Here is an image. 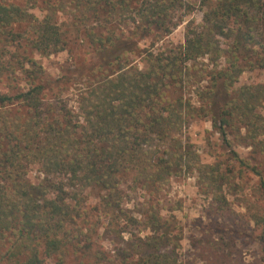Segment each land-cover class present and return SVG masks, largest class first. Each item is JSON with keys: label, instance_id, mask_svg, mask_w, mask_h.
Here are the masks:
<instances>
[{"label": "trees", "instance_id": "16d2710c", "mask_svg": "<svg viewBox=\"0 0 264 264\" xmlns=\"http://www.w3.org/2000/svg\"><path fill=\"white\" fill-rule=\"evenodd\" d=\"M41 1L39 18L0 0V264H195L182 258L176 217L154 204L173 177L190 172L219 221L235 214L227 188L258 179L259 203L245 200L252 225L245 238L264 253V84L235 91L245 71H264V0H72L99 26L88 29L93 60L61 78L34 58L68 44L60 8ZM198 5L202 23H186L184 44L156 49L179 26V13ZM126 16L129 29L121 25ZM201 59L209 64L199 69ZM76 76L85 81L77 109L63 97ZM205 80L195 97H170ZM206 119L228 165L202 162L188 141L190 126ZM235 141L251 148L249 159ZM89 191L98 193L95 206L86 204ZM134 192L151 198L140 212L126 207ZM232 232L216 241L194 236L193 255L229 264L241 235Z\"/></svg>", "mask_w": 264, "mask_h": 264}, {"label": "rangeland", "instance_id": "374dc122", "mask_svg": "<svg viewBox=\"0 0 264 264\" xmlns=\"http://www.w3.org/2000/svg\"><path fill=\"white\" fill-rule=\"evenodd\" d=\"M197 1L199 4L200 0H194V2ZM211 1L215 2L216 0ZM9 2L30 7L31 11L39 18H42L45 14L41 10L44 6L41 0H9ZM53 3L60 8L58 17L59 22L63 25L66 32L68 41L67 50L49 57H42L35 53L34 58L42 64L47 76L50 78H61L70 71L86 67L93 60L90 40L88 38V29L90 26L98 24L84 21L82 14L76 9L72 0H53ZM34 4H37L35 5L37 6L35 9L33 8ZM178 16L179 26L173 30L170 36L158 43L156 49L176 47L184 44L186 23L189 21H194L198 24L202 23L203 13L198 5L191 14L181 12ZM121 25L128 29L131 28L132 21L130 17H124ZM99 29L103 30L102 28ZM149 44V41L143 42L141 48H147ZM134 58L137 60L139 66H144L145 63L141 61L142 59L135 56ZM223 61H220L221 65H224ZM203 62L209 64L208 60H198L197 67L199 69L202 68ZM211 67L208 65L209 69ZM206 81H201L198 85L192 81L190 86L184 90H171L170 97L172 99L179 96L195 97V88L205 86ZM84 82V79L76 76L70 84L68 91L63 94V97L69 99L70 105L74 106L73 108L75 109H77L78 95L85 86ZM251 84H264L263 70L251 69L245 71L236 84L235 91L244 85ZM258 112L264 116V105L258 109ZM187 138L189 142L194 144L196 152H198L202 162L213 163L218 161L223 162L225 165L229 164L227 152L221 147L222 141L212 129L211 123L207 119L193 123L187 132ZM235 142L233 143V148L241 157L249 159L251 157V148H246L238 145L237 141ZM258 162L264 165L263 157L260 156ZM40 178L42 177H40L37 169H32L29 174V179L37 183ZM237 183L239 187L227 188L232 211L235 212L227 220L219 221L218 217L211 215V196L206 195L200 188L196 172L173 177L169 187L154 199V204L161 214L165 217L174 215L183 229L184 240L182 241L181 254L184 260H192L195 264H206L200 259L199 255L198 259L193 255L191 240L194 236L215 241L223 236L231 239L234 237L232 231L238 230L241 234L238 235L240 241L237 243L235 249H229L232 256L229 264H264L263 247L256 241H253V239L245 238V235L249 232L248 229L252 228V225L248 224L247 217L245 216V200L258 201V179L248 175L244 177L242 182L238 180ZM85 196L87 206H95L99 202L98 193L95 191H89ZM130 200L126 207L135 212H140L143 202L150 201L151 198L148 197L145 199L144 195L142 196L140 192H134L131 194ZM106 246L109 245L106 243ZM226 260L229 261L228 258ZM51 264L54 263L52 262Z\"/></svg>", "mask_w": 264, "mask_h": 264}]
</instances>
